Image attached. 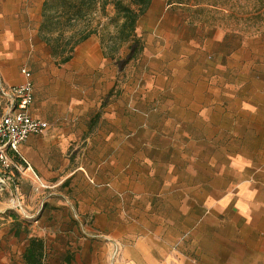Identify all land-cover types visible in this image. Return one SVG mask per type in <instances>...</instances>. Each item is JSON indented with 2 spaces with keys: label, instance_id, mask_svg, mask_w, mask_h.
<instances>
[{
  "label": "rangeland",
  "instance_id": "1",
  "mask_svg": "<svg viewBox=\"0 0 264 264\" xmlns=\"http://www.w3.org/2000/svg\"><path fill=\"white\" fill-rule=\"evenodd\" d=\"M92 17L68 63L34 65L53 144L31 156L69 182L43 221L51 187L22 211L0 192V264L29 236L45 264H264V0H152L131 60L101 45L113 6Z\"/></svg>",
  "mask_w": 264,
  "mask_h": 264
},
{
  "label": "crops",
  "instance_id": "2",
  "mask_svg": "<svg viewBox=\"0 0 264 264\" xmlns=\"http://www.w3.org/2000/svg\"><path fill=\"white\" fill-rule=\"evenodd\" d=\"M45 1L0 0V85L7 88L22 84L25 81V77L21 73V69L22 67H28L32 72L35 98L34 104L29 108V113L34 117H39L47 121L48 117L41 111L37 102V78L34 74V65L36 62L39 60L47 63L51 61V50L39 34L43 21L42 6ZM94 37L91 35L88 39L81 42V44H86L90 41L92 43V40L95 39ZM52 144L51 137L44 133L41 135H30L19 145L20 153L30 163L41 179L53 189L52 191H45L53 195L48 200L49 203L43 207L39 218L40 221L46 219L50 213H54L51 208L56 202H62L59 196L64 197L59 191L67 189L69 182L65 181L66 177L64 179L58 178L59 172L55 167L51 166L47 158L43 161L36 162L31 156L42 151H48ZM57 149L60 153V149ZM73 174L71 173L68 177L70 178ZM79 177L82 182L85 180L82 174ZM61 185H63L62 188H59ZM9 187L11 192L17 193V195H26L32 189L30 180L24 177H17L9 184ZM11 192L9 191L8 193ZM69 215L68 219L70 220L72 214L70 213Z\"/></svg>",
  "mask_w": 264,
  "mask_h": 264
},
{
  "label": "trees",
  "instance_id": "3",
  "mask_svg": "<svg viewBox=\"0 0 264 264\" xmlns=\"http://www.w3.org/2000/svg\"><path fill=\"white\" fill-rule=\"evenodd\" d=\"M152 0H46L42 6L43 21L40 37L49 46L51 56L57 64L68 63L75 48L97 29L92 27L95 11L105 12L111 4L115 12V33L101 39L104 47L117 51L123 44H129L128 60L139 56L143 50L142 39L137 35L138 22L145 14ZM113 54V53H112ZM45 243L41 238L30 237L22 253L24 264H45Z\"/></svg>",
  "mask_w": 264,
  "mask_h": 264
},
{
  "label": "built area",
  "instance_id": "4",
  "mask_svg": "<svg viewBox=\"0 0 264 264\" xmlns=\"http://www.w3.org/2000/svg\"><path fill=\"white\" fill-rule=\"evenodd\" d=\"M25 81L17 86L0 85V192H11L9 184L17 177L28 178L34 191L40 192L50 186L45 183L25 157L19 145L30 135H41L49 130V123L29 113L34 104L32 72L22 67ZM9 206L16 211L23 210L17 193H9Z\"/></svg>",
  "mask_w": 264,
  "mask_h": 264
}]
</instances>
